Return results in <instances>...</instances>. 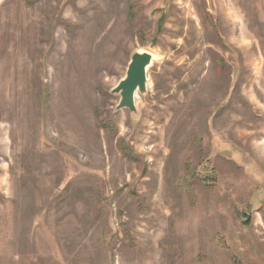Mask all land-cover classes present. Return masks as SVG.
<instances>
[{
    "label": "rangeland",
    "instance_id": "obj_1",
    "mask_svg": "<svg viewBox=\"0 0 264 264\" xmlns=\"http://www.w3.org/2000/svg\"><path fill=\"white\" fill-rule=\"evenodd\" d=\"M0 131V264H264V0H0Z\"/></svg>",
    "mask_w": 264,
    "mask_h": 264
},
{
    "label": "water",
    "instance_id": "obj_2",
    "mask_svg": "<svg viewBox=\"0 0 264 264\" xmlns=\"http://www.w3.org/2000/svg\"><path fill=\"white\" fill-rule=\"evenodd\" d=\"M154 56L146 51H138L131 55L125 78L111 93L120 96L116 111L129 110L138 114L137 99L145 96L148 89V70L153 65Z\"/></svg>",
    "mask_w": 264,
    "mask_h": 264
},
{
    "label": "bare ground",
    "instance_id": "obj_3",
    "mask_svg": "<svg viewBox=\"0 0 264 264\" xmlns=\"http://www.w3.org/2000/svg\"><path fill=\"white\" fill-rule=\"evenodd\" d=\"M0 133H1V131H0ZM0 146H1V143H0Z\"/></svg>",
    "mask_w": 264,
    "mask_h": 264
}]
</instances>
